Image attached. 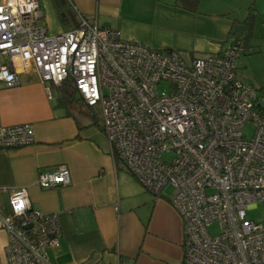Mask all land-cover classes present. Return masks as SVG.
Listing matches in <instances>:
<instances>
[{
	"label": "built area",
	"instance_id": "2783aa9c",
	"mask_svg": "<svg viewBox=\"0 0 264 264\" xmlns=\"http://www.w3.org/2000/svg\"><path fill=\"white\" fill-rule=\"evenodd\" d=\"M42 20L38 0H0V84L12 88L18 73L35 71L97 109L111 156L151 195L172 189L182 264H264V221L246 214L264 202V98L236 77L243 44L187 60L124 41L95 16L79 15L55 35ZM33 141L32 125L0 121V150ZM69 183L64 166L35 182L44 190ZM9 205L0 216L7 264H57L49 258L60 247L57 215L34 209L26 189Z\"/></svg>",
	"mask_w": 264,
	"mask_h": 264
},
{
	"label": "crops",
	"instance_id": "0c3cea01",
	"mask_svg": "<svg viewBox=\"0 0 264 264\" xmlns=\"http://www.w3.org/2000/svg\"><path fill=\"white\" fill-rule=\"evenodd\" d=\"M38 1L48 34L51 24L62 32L78 24L70 12L66 16L58 10L68 2L78 16H95L99 26L116 31L124 41L157 51L176 50L187 60L218 54L234 38L229 35L232 24L244 21L250 6L264 25V0H223V7L227 6L221 12L200 13L204 0H199L194 12L181 9L176 0ZM220 2L214 0V8ZM192 15L215 19L204 21L207 27L201 28L189 19ZM218 17H225L229 24L219 23ZM56 90L42 84L35 71L18 73V84L12 88L0 84L1 124H30L34 132L31 145L0 150V216L10 213L11 195L26 189L34 209L58 217L60 247L49 251L52 262L182 264V222L169 203L171 195L146 192L112 158L101 122L76 109L77 113L73 102L66 107ZM59 166L68 169L69 185L44 190L35 184L39 173ZM6 243L0 225V264H7Z\"/></svg>",
	"mask_w": 264,
	"mask_h": 264
},
{
	"label": "rangeland",
	"instance_id": "374dc122",
	"mask_svg": "<svg viewBox=\"0 0 264 264\" xmlns=\"http://www.w3.org/2000/svg\"><path fill=\"white\" fill-rule=\"evenodd\" d=\"M67 7L64 6V4L59 6V12L64 13L66 16L69 15L68 13L70 12L72 16H74L78 22L79 16L76 14L74 8L66 2ZM53 7L52 9L57 13V7L55 3L53 2ZM213 5V8L209 7ZM225 5V2H224ZM214 0L211 4V0H204L202 4H199L198 7V13L200 12H213L214 10H217V12H221L224 10V8L227 6L225 5L223 7V0L222 4L220 2V5L218 7L214 8ZM205 10V11H204ZM43 17V15H42ZM246 17V16H245ZM245 17L243 19H245ZM192 18L194 19L200 26L201 28H206L207 27V22H204L208 19L214 20L215 18H207V17H199L196 15L189 16V19ZM219 23L224 24L228 23L225 17H218L216 18ZM241 18V20H243ZM193 21V20H192ZM261 19L257 18L253 22L252 26V37L248 42V47L246 48L245 53L241 54L240 57L236 60L235 62V68H236V77L239 79L242 83L244 84H249L251 85L257 94L264 98V25H261ZM59 27V26H58ZM49 28V35H55L56 33H61L62 29L59 27V29L52 24L48 27ZM212 29L215 27H211ZM65 30H68L65 28ZM59 31V32H58ZM241 37V36H240ZM243 40L242 38H240ZM227 42L225 43V45ZM228 45V44H227ZM226 45V46H227ZM225 46V47H226ZM201 57L200 55H196ZM161 88H165V85L162 84L160 86ZM59 96L61 94V91L58 89L55 91ZM73 100L71 101V104L73 102L74 109L80 110V105H81V100L78 95L74 94ZM71 106V107H73ZM76 110V112H77ZM79 111V112H80ZM96 111V109H94ZM78 113V112H77ZM89 114V112H88ZM90 118V117H89ZM113 158V157H112ZM115 161V158H113ZM162 195L165 196H170L172 195V189L170 187H166L162 192ZM247 218L249 220H252L254 222H262L264 221V202H261L258 204V206L254 209H250L247 211ZM215 227L211 230V233L214 232Z\"/></svg>",
	"mask_w": 264,
	"mask_h": 264
},
{
	"label": "trees",
	"instance_id": "16d2710c",
	"mask_svg": "<svg viewBox=\"0 0 264 264\" xmlns=\"http://www.w3.org/2000/svg\"><path fill=\"white\" fill-rule=\"evenodd\" d=\"M176 2L181 9L188 11V12H194L196 11L199 0H176ZM257 18H260V15L258 14V12L253 6H250V8L248 9L247 18L241 22L234 21V23L232 24V29L229 35H232L234 37L233 40L240 41L243 44L244 46L243 53H245L246 48L248 47V42L252 37V32H251L252 26H253L252 24ZM240 38H242L243 40H241ZM66 88H70V92ZM57 89L61 91L60 96L62 97V101L64 105H66V107L70 105L71 101L73 100V96L75 94V91L73 90V88H71L68 84H64L60 87H57ZM83 105L84 104L81 103L80 109L81 111H83L84 114L89 115L90 119H92L93 121L97 123L99 121L101 122V117L97 109L96 111H94V109L84 108ZM82 108L84 109L82 110Z\"/></svg>",
	"mask_w": 264,
	"mask_h": 264
}]
</instances>
